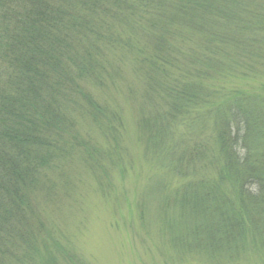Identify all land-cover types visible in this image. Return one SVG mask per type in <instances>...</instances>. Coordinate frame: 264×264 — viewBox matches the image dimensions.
<instances>
[{"label":"trees","instance_id":"16d2710c","mask_svg":"<svg viewBox=\"0 0 264 264\" xmlns=\"http://www.w3.org/2000/svg\"><path fill=\"white\" fill-rule=\"evenodd\" d=\"M263 31L264 0H0V264L73 261L39 234L33 202L50 194L57 163L95 157L76 115L111 127L85 85L108 86L123 55L153 90L146 151L180 174L199 175L198 161L214 171L190 178L176 199L193 219L177 247L231 260L264 249V99L244 94L193 113L211 95L165 74L216 77L221 54L244 62L264 46ZM207 128L212 153L197 140Z\"/></svg>","mask_w":264,"mask_h":264},{"label":"rangeland","instance_id":"374dc122","mask_svg":"<svg viewBox=\"0 0 264 264\" xmlns=\"http://www.w3.org/2000/svg\"><path fill=\"white\" fill-rule=\"evenodd\" d=\"M260 34L264 37V31ZM254 51L257 54L246 55L244 62L233 55L221 54L222 69L216 77L213 73L195 71L165 74L179 77L183 83L199 82L211 95L212 106L190 105L193 113L212 110L216 104L222 105L244 94L264 99V46L255 45ZM113 63L118 73H114L116 77L108 86L95 82L85 85L97 104L107 108H100L98 115L111 127H98L76 115L83 135L93 146L89 151H94L95 157L88 162L74 157L57 163V170L50 172L54 180L50 194L33 202L32 219L40 228L39 234L49 233L73 258L72 262L63 257L55 261L58 264H264V249H248L231 260L225 254L215 259L210 252L187 255L177 247L182 232L192 227L193 219L190 222L180 212L176 199L190 178L209 179L214 171L205 161H198L196 176L190 172L180 174L158 164L145 149L151 123L147 117L152 106L144 96L153 93L147 81L148 73H141L144 68L139 70L137 62L125 55L117 56L116 61L114 56ZM159 96L161 104L165 98ZM210 135L207 128L197 140L202 141L200 146L205 151L212 153ZM55 253L56 248L54 256Z\"/></svg>","mask_w":264,"mask_h":264}]
</instances>
